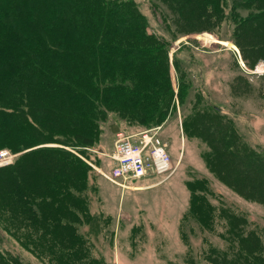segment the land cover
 Listing matches in <instances>:
<instances>
[{"label": "rangeland", "instance_id": "374dc122", "mask_svg": "<svg viewBox=\"0 0 264 264\" xmlns=\"http://www.w3.org/2000/svg\"><path fill=\"white\" fill-rule=\"evenodd\" d=\"M131 1L144 17L146 34L167 49L173 96L165 118L156 126L161 127L160 134L168 143L173 161L171 173L166 178L158 175L135 180L129 188L120 187L103 175L111 165V128L117 125L134 133L152 126L128 118L139 115L134 108L114 106H100L102 114L94 118L84 145L60 124L52 135L56 140L18 152L9 150L12 162L0 167H8L23 153L35 150L33 158L41 163L36 161V168L32 169L34 178L20 180L30 183L36 193V175L43 180L48 167L53 165L50 183H46L53 194L42 200L49 202V212L56 213L59 223L68 222L69 230L84 241L83 258L89 263L222 264L225 259L236 263L244 244L241 238L249 232L250 239L254 240V235L260 238L264 256V192L253 196L252 186H243L242 182L237 184L242 189L234 187L207 160L213 152L209 133L220 135L227 146L231 144L226 140H232L237 143L236 148L246 147L264 157V52L256 51L264 45V20L263 25L252 21L241 25L250 13L263 11L260 5L264 4L254 0H220L217 8L206 10L200 0H192L186 1L187 7L179 12L175 0ZM180 84L184 88L181 98ZM194 113L211 119L217 129L207 124L210 130L200 132L193 121L191 130L186 131L184 118ZM225 124L230 130L224 128ZM60 129L66 131L59 132ZM224 132L232 135L225 136ZM38 148L63 150L55 153L61 156L60 161L67 156L65 151H70L85 166L74 161L73 172L63 175L60 167L55 166L59 158L55 160L51 151L37 152ZM241 158L233 157L234 170L243 164ZM254 159L259 160L258 156ZM251 173V183L263 186L264 175ZM7 179L6 174L0 178L3 184ZM152 181L154 185L150 184ZM192 181L198 187L196 192H202L206 198L201 206L209 215L205 225L200 216L188 213V183ZM1 188L0 251L21 264H63L50 261L49 256L53 255L48 252L40 253L46 258L35 253L32 245H44L47 238L27 223L18 205L7 200V196L2 198ZM30 209L45 208L33 204ZM63 253L64 249L58 256Z\"/></svg>", "mask_w": 264, "mask_h": 264}, {"label": "trees", "instance_id": "16d2710c", "mask_svg": "<svg viewBox=\"0 0 264 264\" xmlns=\"http://www.w3.org/2000/svg\"><path fill=\"white\" fill-rule=\"evenodd\" d=\"M186 1L192 2L174 1L179 12L187 7ZM219 1L206 0L204 3L200 0V3L207 10L217 8ZM254 1L264 4V0ZM260 6L264 8V5ZM263 20L264 10L250 13L243 18L241 25L251 21L262 23ZM152 38L146 34L144 17L131 0H0V150L7 148L18 152L56 140L52 135L56 134L55 129L60 124L65 125L69 132L65 129L59 132L75 135L74 138H79L84 145L88 142L86 135L93 127L94 118L102 114L100 106L134 108L139 115L128 118L152 124L147 129L163 121L173 91L168 77L166 46ZM256 51L264 52V45ZM183 93L184 88L180 84V98ZM193 121L197 126L195 129L200 132L215 126L211 119L194 113L184 118L186 131L191 130ZM225 126L228 129L229 126ZM118 130L122 129L117 125L111 128L113 135ZM224 135L232 134L224 132ZM208 136L213 151L207 159L210 167L236 188L240 182L243 186H252L251 190L249 186L248 189L253 196L258 197L264 192V183L263 186L258 182L251 183L254 177H251V172L264 175L261 173L264 172L263 155L246 147L238 149L232 140H226L228 145L231 144L227 146V143H222L220 135L209 133ZM220 146H224L223 149ZM34 151L23 153L8 167H0V178L3 174L9 177L4 184L0 180V187L4 189L2 198L5 200L7 196V200L18 205L27 223L42 238H47L44 245H32L37 255L48 252L53 255L49 256L50 261L63 264H99L89 263L83 258L84 241L76 232L69 230L68 222L59 223L56 213L49 212V202L42 200L44 196L53 194L46 185L50 183L53 165L48 167L43 180L36 175V193L30 183L21 182L20 179L34 178L32 169L36 168V161L41 163L33 158ZM36 151L53 152L54 159L59 158L55 166L60 167L63 175L73 172L75 162L85 166L70 151H65L64 161L55 154L63 150L38 148ZM239 156H242L240 161L243 164L234 170L231 162L233 157ZM257 156L259 160L256 161L254 158ZM21 159L23 163H20ZM188 187L191 192L188 213L200 216L201 224L205 225L209 215H205L207 210L201 206L206 203V198L202 192H196L195 181L189 182ZM33 204L45 209H30ZM250 234L241 238L244 244L238 257L242 261L237 259L236 263H230L231 260L225 259L222 264H264L262 242L255 235L254 240L250 239ZM63 249L64 253L58 256ZM41 257L46 258L44 255ZM0 264L21 263L0 251Z\"/></svg>", "mask_w": 264, "mask_h": 264}, {"label": "built area", "instance_id": "2783aa9c", "mask_svg": "<svg viewBox=\"0 0 264 264\" xmlns=\"http://www.w3.org/2000/svg\"><path fill=\"white\" fill-rule=\"evenodd\" d=\"M161 127L128 133L118 130L112 142L109 158L111 167L103 175L114 184L129 188L135 180L151 177L166 178L173 170L168 143L160 134ZM13 160L9 150H0V166ZM136 182V181H135ZM151 185L155 183L150 182Z\"/></svg>", "mask_w": 264, "mask_h": 264}, {"label": "crops", "instance_id": "0c3cea01", "mask_svg": "<svg viewBox=\"0 0 264 264\" xmlns=\"http://www.w3.org/2000/svg\"><path fill=\"white\" fill-rule=\"evenodd\" d=\"M113 139H114V135H113ZM113 142V141H112Z\"/></svg>", "mask_w": 264, "mask_h": 264}]
</instances>
